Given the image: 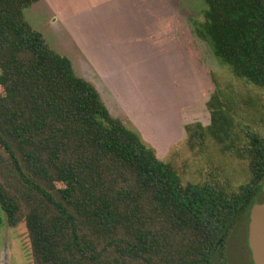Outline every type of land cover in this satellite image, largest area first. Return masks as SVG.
<instances>
[{
  "label": "trees",
  "instance_id": "obj_1",
  "mask_svg": "<svg viewBox=\"0 0 264 264\" xmlns=\"http://www.w3.org/2000/svg\"><path fill=\"white\" fill-rule=\"evenodd\" d=\"M39 1L0 0V204L8 226L25 224L33 264H229L234 230L264 201V0H203L193 20L234 81L212 74L211 121L187 124L186 144L246 163L239 190L185 182L113 115L27 20Z\"/></svg>",
  "mask_w": 264,
  "mask_h": 264
},
{
  "label": "rangeland",
  "instance_id": "obj_2",
  "mask_svg": "<svg viewBox=\"0 0 264 264\" xmlns=\"http://www.w3.org/2000/svg\"><path fill=\"white\" fill-rule=\"evenodd\" d=\"M204 6L203 0H40L25 14L80 75L97 83L113 115L171 161L185 182L213 174L239 190L251 181L246 163L217 146L204 153L186 144L187 124L211 121L212 74L223 86L234 81L194 31ZM0 218V264H33L25 224L8 226L1 204ZM249 224L247 215L234 230L229 264H255Z\"/></svg>",
  "mask_w": 264,
  "mask_h": 264
},
{
  "label": "water",
  "instance_id": "obj_3",
  "mask_svg": "<svg viewBox=\"0 0 264 264\" xmlns=\"http://www.w3.org/2000/svg\"><path fill=\"white\" fill-rule=\"evenodd\" d=\"M249 245L255 264H264V201L251 208Z\"/></svg>",
  "mask_w": 264,
  "mask_h": 264
},
{
  "label": "crops",
  "instance_id": "obj_4",
  "mask_svg": "<svg viewBox=\"0 0 264 264\" xmlns=\"http://www.w3.org/2000/svg\"><path fill=\"white\" fill-rule=\"evenodd\" d=\"M129 2V1H128Z\"/></svg>",
  "mask_w": 264,
  "mask_h": 264
}]
</instances>
